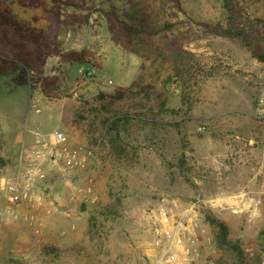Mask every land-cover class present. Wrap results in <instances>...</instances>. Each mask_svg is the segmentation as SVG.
I'll return each instance as SVG.
<instances>
[{"label": "rangeland", "instance_id": "obj_1", "mask_svg": "<svg viewBox=\"0 0 264 264\" xmlns=\"http://www.w3.org/2000/svg\"><path fill=\"white\" fill-rule=\"evenodd\" d=\"M76 1L88 10H66L84 17L63 27L61 49H86L97 67L49 58L45 75L58 76L62 85V98L50 101L59 118H44L49 113L43 109L27 128L39 127V133L67 128L70 132H62L74 142H99L100 162L92 170L99 202L69 203L86 184L75 178L72 186L61 182L48 189L62 206L56 213L45 211L43 224V212L33 225L3 216L6 203L0 208V264H151L158 211L173 199L198 203L203 233L193 264H264V64L238 39L199 25L227 24L223 0H180L184 12L152 0ZM239 1L246 18L264 19V0ZM132 4L145 8L159 31L153 46L137 53L113 41L103 15L110 6L122 13ZM11 8L19 21L47 28L42 8L16 3ZM171 44L181 56L178 68L168 59ZM119 89L124 99L105 108L101 96ZM0 92V109L23 115L28 89ZM40 96L35 89L32 97ZM113 114L133 118L120 125L121 154L104 135V120ZM210 215L227 224L239 254L218 246Z\"/></svg>", "mask_w": 264, "mask_h": 264}, {"label": "trees", "instance_id": "obj_2", "mask_svg": "<svg viewBox=\"0 0 264 264\" xmlns=\"http://www.w3.org/2000/svg\"><path fill=\"white\" fill-rule=\"evenodd\" d=\"M171 3L178 12H184L180 0H152ZM16 3L25 9L42 8V19L47 21V28H39L26 21H19L14 15L11 4ZM223 7L227 13V24L199 23L208 33L229 39H238L251 51L252 57L264 64V19L252 22L243 14L239 0H223ZM88 10L84 1L51 0H0V76H10L15 86H29L31 92L35 89L41 91L48 100L61 99V82L56 75H45L44 68L51 57H57L60 63L97 67L93 54L86 50L62 52L60 34L65 25L83 21L82 15L68 14L67 9ZM108 30L115 43L129 52L137 53L140 49H149L153 46L159 31L155 28L152 15L142 7L132 4L131 8L122 13L115 6L103 10ZM38 18H34L37 20ZM257 23V24H255ZM172 25L166 24V29ZM175 44L167 47L168 59L178 68L181 61L179 51ZM125 90L119 89L112 95L103 94L105 108H113L117 101L125 97ZM139 116V115H138ZM131 114H113L104 120L105 134L110 137L111 148L119 152L122 138L120 125L130 123ZM141 118H137L138 120ZM94 143H97L95 141ZM5 161L0 156V166ZM209 224L218 229L216 242L221 248H226L239 254L237 246L228 239V226L225 222L207 216ZM264 237V231L262 232ZM49 252V250H47Z\"/></svg>", "mask_w": 264, "mask_h": 264}, {"label": "built area", "instance_id": "obj_3", "mask_svg": "<svg viewBox=\"0 0 264 264\" xmlns=\"http://www.w3.org/2000/svg\"><path fill=\"white\" fill-rule=\"evenodd\" d=\"M98 149L99 142L93 146L73 144L60 131L37 135L31 146L22 149L16 174L5 181L3 216L33 225L41 208L47 206L48 214L58 212L62 203L47 191L61 182L72 186L75 178H85L86 184L75 189L69 203L96 205L99 198L92 170L100 162ZM166 203L158 211L156 235L148 252L151 264H193L200 256L203 233L198 226V203L185 204L180 199ZM23 209L28 212L23 214Z\"/></svg>", "mask_w": 264, "mask_h": 264}, {"label": "crops", "instance_id": "obj_4", "mask_svg": "<svg viewBox=\"0 0 264 264\" xmlns=\"http://www.w3.org/2000/svg\"><path fill=\"white\" fill-rule=\"evenodd\" d=\"M1 77L2 76H0V91H10L12 89H15L16 87H23L24 89H28L30 95L27 101L26 110L24 111L25 114L23 113V115L21 116L11 114L9 113V111L3 110L2 108L0 109V156L5 161L4 165L0 166V208L3 209L7 203L5 192L3 190L4 184L6 179L11 178L16 174L19 166V157L22 149L31 146L34 143V140L36 139L37 135L50 134L39 133V127H36V129H28L27 127L29 125L30 119L40 118L39 115L43 114V109H45L49 113L44 118H59V115L57 110L55 111L56 114L52 112V102H50L51 100H44L41 97L43 96L42 93L40 97L33 98L29 86H15L11 83L10 76L6 77L8 78L7 81L2 80ZM2 93L3 92H0V95ZM23 94L25 96V91L23 92ZM25 103L26 101L24 100V104ZM0 104H2L1 97ZM54 114L55 116H53ZM62 131L67 133L70 132L67 128L60 129V132ZM69 140L73 144H80L74 142L71 138H69ZM46 207L47 206L41 208L38 211L43 212L41 213V215H39L42 224L44 223V217H46V215L44 214ZM27 212L28 211H26L25 209L22 210L23 214H26ZM16 226L19 228L21 227L20 224H16Z\"/></svg>", "mask_w": 264, "mask_h": 264}]
</instances>
